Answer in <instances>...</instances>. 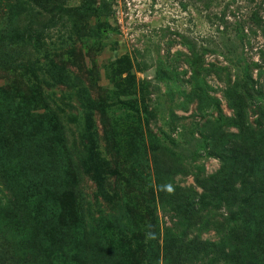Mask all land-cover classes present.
<instances>
[{"label":"rangeland","instance_id":"rangeland-1","mask_svg":"<svg viewBox=\"0 0 264 264\" xmlns=\"http://www.w3.org/2000/svg\"><path fill=\"white\" fill-rule=\"evenodd\" d=\"M248 78L264 0H0V264H264Z\"/></svg>","mask_w":264,"mask_h":264},{"label":"trees","instance_id":"trees-1","mask_svg":"<svg viewBox=\"0 0 264 264\" xmlns=\"http://www.w3.org/2000/svg\"><path fill=\"white\" fill-rule=\"evenodd\" d=\"M253 83H255V82L252 79L248 78L247 81H244L241 84L242 85L241 88H242V91H243L244 95H246L247 98H249V99H253L255 96H257L259 99L264 101V89H263V87L258 92L255 93V92H253L254 88H252V84ZM233 154H236V152H232L231 153L230 151H227L226 153H224L223 156H222L223 161L224 162H227V161H230V160L232 161ZM199 198H200L199 200H201L202 197H199ZM183 248L184 247H182V249ZM5 253H7V252H5ZM3 257H4L3 260L8 259L7 256L3 255ZM1 261L2 260L0 258V262Z\"/></svg>","mask_w":264,"mask_h":264}]
</instances>
